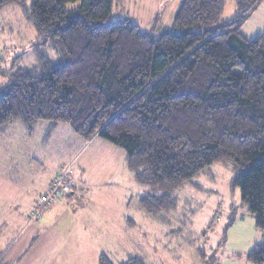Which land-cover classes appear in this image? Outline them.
<instances>
[{
  "label": "trees",
  "instance_id": "1",
  "mask_svg": "<svg viewBox=\"0 0 264 264\" xmlns=\"http://www.w3.org/2000/svg\"><path fill=\"white\" fill-rule=\"evenodd\" d=\"M114 1L0 0V9L18 5L65 59L56 65L40 56L10 71L0 132L21 119L33 135L48 120L68 123L87 141L109 140L125 150L135 179L153 188L139 199L153 216L175 209L173 192L206 168L232 164V185L264 233V32L248 38L242 30L264 0H237L227 23L226 0H183L173 27L160 34L130 18L110 20ZM247 258L264 264V234ZM0 264H9L2 251ZM99 264L146 263L101 253Z\"/></svg>",
  "mask_w": 264,
  "mask_h": 264
},
{
  "label": "rangeland",
  "instance_id": "2",
  "mask_svg": "<svg viewBox=\"0 0 264 264\" xmlns=\"http://www.w3.org/2000/svg\"><path fill=\"white\" fill-rule=\"evenodd\" d=\"M182 1L115 0L110 20L130 18L143 31L160 34L173 27ZM236 15L237 0H226L221 23ZM242 30L248 38L264 32V1ZM40 56L65 63L51 40L38 37L18 5L0 9V92L8 86L10 71L35 66ZM125 156L123 148L103 137L85 140L68 123L51 126L41 120L33 135L21 119L9 124L0 132V251L5 261L17 263L23 251L19 264H99L101 253L115 263L140 256L146 264H255L247 253L264 233L243 204L240 187L232 185L238 170L232 164L206 168L173 192L175 209L153 216L139 206L153 188L135 179ZM71 162L83 195L62 198L43 211L39 224L27 225L29 207ZM16 244L23 250L11 257Z\"/></svg>",
  "mask_w": 264,
  "mask_h": 264
},
{
  "label": "built area",
  "instance_id": "3",
  "mask_svg": "<svg viewBox=\"0 0 264 264\" xmlns=\"http://www.w3.org/2000/svg\"><path fill=\"white\" fill-rule=\"evenodd\" d=\"M73 172V167L71 164L59 170L52 182L48 191L41 195L40 201L32 209L29 214L30 223H38L43 216V211L47 210L54 202H56L60 197H65L69 194H73L75 188L71 183V174Z\"/></svg>",
  "mask_w": 264,
  "mask_h": 264
},
{
  "label": "crops",
  "instance_id": "4",
  "mask_svg": "<svg viewBox=\"0 0 264 264\" xmlns=\"http://www.w3.org/2000/svg\"><path fill=\"white\" fill-rule=\"evenodd\" d=\"M95 140H93V142H94ZM92 142V143H93ZM71 164H73V162H71ZM128 169V168H127ZM52 180V179H51ZM51 180L46 184V186H45V190L48 188V186H49V184H50V182H51ZM79 195H83V188H79L78 186H77V183L75 182V192L72 194V195H68V196H66L67 198H74V197H78ZM55 203H59L58 201H56ZM55 203H53V205L55 204ZM35 206L34 205H32V206H30L29 207V214H30V212L32 211V209L34 208ZM29 214H28V220H27V225H32V224H39V222L38 223H30L29 222ZM19 241H21V240H19ZM15 247H16V249H13L12 250V252H11V257H17L18 255L17 254H19L23 249H18V248H22L23 247V245H18V247H17V244L15 245ZM18 259H17V263H15V262H10V261H5V259H4V262L5 263H9V264H19V263H23V251L20 253V255L17 257Z\"/></svg>",
  "mask_w": 264,
  "mask_h": 264
}]
</instances>
